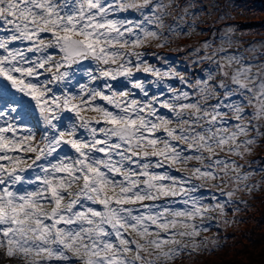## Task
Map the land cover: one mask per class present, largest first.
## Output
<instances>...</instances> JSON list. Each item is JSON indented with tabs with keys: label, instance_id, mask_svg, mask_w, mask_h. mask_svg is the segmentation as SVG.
Wrapping results in <instances>:
<instances>
[{
	"label": "snow or ice",
	"instance_id": "snow-or-ice-1",
	"mask_svg": "<svg viewBox=\"0 0 264 264\" xmlns=\"http://www.w3.org/2000/svg\"><path fill=\"white\" fill-rule=\"evenodd\" d=\"M172 3L0 0V248L8 257L168 264L201 247L195 238L216 219L208 213L223 218L233 204L240 211L246 202L233 200L236 193L259 188L218 151L243 157L255 142L249 133L264 136V68L253 73L215 49L196 62L213 61L216 71L189 85L166 58L159 57L164 69L150 64L136 49L162 36ZM129 11L140 18L121 15ZM172 78L188 90L168 84L152 93ZM25 99L38 114L36 128L24 123ZM192 161L198 166L185 171ZM194 180L231 190L220 189L226 199L205 198L197 194L205 184Z\"/></svg>",
	"mask_w": 264,
	"mask_h": 264
},
{
	"label": "trees",
	"instance_id": "trees-1",
	"mask_svg": "<svg viewBox=\"0 0 264 264\" xmlns=\"http://www.w3.org/2000/svg\"><path fill=\"white\" fill-rule=\"evenodd\" d=\"M174 1H179L182 4H186V2L188 4L189 2L188 0ZM223 1L227 3L230 13L221 9L219 6L218 10L213 13L216 18H222V21H207L204 17L206 15H210L211 13L205 11V7L200 5L198 8L202 7L203 11L199 9L197 12L199 17L195 15L190 19L192 23L185 26L183 24L184 20L181 21L178 14L171 16L172 12L170 11V15H165L163 17L165 27L160 30L162 32V36L159 39L148 41L142 48H138L136 51L147 53L145 58L149 61V63L162 69L167 66L160 61L159 57L166 58L181 75H185L187 77L189 85H194L197 79L205 78L209 70L213 72L216 71V64L213 61L203 60L196 62L198 57H203L206 52L209 55L212 54L203 48V44L205 42L212 41L210 47L214 48L218 47L215 43L219 45L225 43L224 47L225 50H228L229 55L239 57L241 64L252 67L253 73H256V70L260 71L264 68V47H262L259 42H255L254 40H249L248 42L243 43L245 36H243L242 32L245 30H264V28L260 27V22L254 18L257 9L264 11V0ZM162 2L164 4L169 3L168 0H162ZM243 7L250 13L246 14L242 10ZM168 9H170V7ZM121 15L135 19L140 18L139 13L132 11ZM229 15H231V17H228ZM248 15L249 17L245 20V24L242 23V20L240 19ZM223 19L225 20L223 21ZM172 24H180L182 30L170 33L168 31V25ZM190 25L194 26L190 27ZM229 28L233 30L229 31ZM165 37L166 42H164ZM161 43H163V46H158ZM196 49H200V51L197 53ZM224 52L225 51L221 53ZM153 53L156 54L155 57L152 55ZM195 62L196 64H194ZM188 63L193 66L192 70L189 68ZM235 67H238V65H235ZM136 77L143 80L154 79L150 74L144 73H137ZM262 77H264V73H262ZM219 79H221V77L217 73L216 80ZM168 84L177 90H188L186 85L181 84L178 79L172 78L166 79L163 84L159 85L158 88L150 86L151 91L152 93L164 91V85ZM117 87H123L122 82L118 83ZM218 91L222 92V90ZM233 99L239 100L240 97L236 96ZM209 103H216V100L212 99ZM245 107L250 115V106L245 105ZM162 112L166 113L167 110H162ZM85 114L89 117L97 115L96 113L90 111ZM249 136L254 137L255 142L250 145L249 151H247L243 157L230 154L226 151H218V155L220 157H227L230 161L235 160L239 165H242L243 167L241 171L250 173L247 183L250 186L259 185V188L253 190L251 193L247 190H242L236 193L233 200L246 202L238 205L241 209L240 211L234 212L232 209L237 207V205L233 204L227 210L226 215L223 218L219 217L218 212L208 213L209 216L216 219L212 221V225L208 231H201L199 236L195 238L196 242L201 243V247L196 250H191V248H189V250L185 251L183 255L169 261L168 264H208L207 261H205L206 259L226 250L231 258L218 260L215 263L264 264V230L260 232L261 234H259V238H246L251 232L249 229L252 227V223H254L255 226L260 225L258 222V213H260L261 207L264 203V136H257L255 132H250ZM239 139L243 140L244 137H240ZM192 166H198V163L196 161L190 162L185 171L190 172ZM183 167L184 166L181 165V168ZM173 174L180 175L181 173L174 172ZM193 183L205 184V186L197 193L205 198L216 195L220 199H226V197L220 196V189L231 190L230 185L221 183L219 180L208 181L206 183L204 181L194 180ZM213 185H215V187H212ZM206 202L212 203L210 199H207ZM224 220H227L228 223H224ZM199 222V218H197V223ZM132 238L139 239V237L135 234H132ZM245 240H250L249 244L254 249L252 252L242 250L239 246L241 242H244ZM184 242L189 244V246L192 243L191 240H185Z\"/></svg>",
	"mask_w": 264,
	"mask_h": 264
},
{
	"label": "rangeland",
	"instance_id": "rangeland-1",
	"mask_svg": "<svg viewBox=\"0 0 264 264\" xmlns=\"http://www.w3.org/2000/svg\"><path fill=\"white\" fill-rule=\"evenodd\" d=\"M188 1H189L188 4L186 2L187 5L186 4H182L179 1H176L173 4H171L170 9H168L169 12L170 11L172 12L171 16H174L176 14H178L180 17L183 16V20H184L183 24L185 26L189 25L190 23H192V21L190 20L191 18H193L195 15L198 16L197 12L199 11V9L201 11H203L202 7L198 8V6H200V5L203 6V7H204L205 4L207 5V7L205 8V11H208L211 14L210 15H206L204 18L207 21H209V22H214L215 20L222 21V18H216V16L213 14L214 12H216L218 10V6L221 9L225 10L226 12L230 13L229 8L227 6V3L225 1H223V0H188ZM184 7H188L189 13H190L189 15H185L183 13L182 9ZM242 10L246 14L250 13L244 7L242 8ZM228 17H231V15H229ZM248 17H249V15L246 16V17L241 18L240 20H242V23L245 24V20H247ZM254 18H256V20H258L260 22V24H261L260 27L264 28V11L257 9ZM224 20L225 19H223V21ZM244 28H246V27H244ZM231 30H233V29H231ZM242 33H243V36H245L244 37L245 39H243V43H246L249 40H254L255 42H259L260 45L262 47H264V30L263 31H248V30H245ZM257 38H261V39H257ZM215 44H216V46H218L217 48L209 47L207 49H205V48L204 49L206 51H208V52H211V53L215 49H220V48L224 49L223 47L225 46V43H222L220 45H217V43H215ZM250 55H251V53H250ZM194 64H196V62ZM255 72H257V70ZM4 95L6 97H13L16 100H21V97L19 95H15L13 93H10L7 90V88H5ZM21 102L23 104V109H22L21 115L23 116L24 123L27 124V125H31L32 126V124H34L32 122L35 121V125L36 126L35 127L32 126V127L36 128L38 126V121H39L38 114L35 113L36 110L30 108L31 103H29L28 100L25 99V100H22ZM37 138H39V137H37ZM258 214H259L258 215L259 216L258 222L260 223V225L259 226H255L254 223H252V227L249 229V230H251V232L248 235V237H246V238H249V237H252L253 239L259 238L260 237L259 234H261L260 232L262 230H264V203H263V205L261 207L260 213H258ZM249 242H250V240H245L244 242H241V244L239 246L242 248V250H245V251H248V252H252L254 249L251 247ZM263 244H264V242H263ZM5 257H6L5 253L1 252V250H0V264H24V261L22 259H20L19 257H17V256L7 258L8 260H6ZM230 258L231 257L228 254V251L226 250V251H223L222 253L216 254L215 256L209 257L205 261H207L208 264H218V263H215V262L218 261V260H224V259H230Z\"/></svg>",
	"mask_w": 264,
	"mask_h": 264
}]
</instances>
